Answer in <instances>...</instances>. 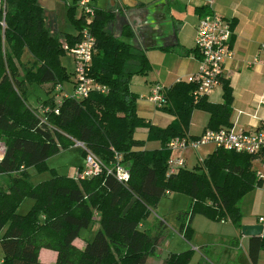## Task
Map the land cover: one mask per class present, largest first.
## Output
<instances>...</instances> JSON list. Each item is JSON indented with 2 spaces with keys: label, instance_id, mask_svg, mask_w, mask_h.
<instances>
[{
  "label": "trees",
  "instance_id": "1",
  "mask_svg": "<svg viewBox=\"0 0 264 264\" xmlns=\"http://www.w3.org/2000/svg\"><path fill=\"white\" fill-rule=\"evenodd\" d=\"M92 7L91 13L82 11L77 19L71 16L76 33L61 36L52 35L39 0H1L0 175H6L8 181L5 187L0 185V264H150L147 259L156 251L162 226H140L166 192L182 191L189 196V206L176 216L179 232L189 240V223L195 213L214 220L229 219L239 228L241 199L262 184L252 168L255 155L223 147H215L194 169L183 166L166 175L168 143L190 135L193 110L208 112L204 130L231 125L230 81L220 79V102H210L206 95L195 98V81L164 87L167 104L156 108L174 118L164 127L152 124L137 113V95L130 87L133 72L127 70L133 61L138 63L137 71H145L149 67L146 56L107 30L112 10ZM75 8L70 6L66 14L70 16ZM83 29L95 38L90 76L106 90H93L81 99L55 90L54 96L36 107L40 111L50 108L40 117L26 102L27 85L52 82L50 91L56 89L67 78L59 55L67 52L65 45L71 48L81 41ZM122 35L131 36V29L125 26ZM25 49L32 57L29 66L22 62ZM57 92L62 93L60 105L55 102ZM56 106L58 113L53 111ZM139 127L145 128L147 139L158 140L160 147L145 149V140L135 136ZM75 141L83 142L101 161L99 173L78 176L84 169L79 166L70 180L54 174L39 184L30 182L27 167L40 166L52 154L76 149L84 157L86 151L74 146ZM116 154L129 171L127 181L108 172L116 164ZM24 196L32 197L34 203L26 214H20L17 206ZM95 215L94 236L78 248L73 241ZM41 249L55 251V261L42 262ZM262 249L264 234L250 236L248 255L253 263ZM192 253H169L163 264H188Z\"/></svg>",
  "mask_w": 264,
  "mask_h": 264
},
{
  "label": "crops",
  "instance_id": "2",
  "mask_svg": "<svg viewBox=\"0 0 264 264\" xmlns=\"http://www.w3.org/2000/svg\"><path fill=\"white\" fill-rule=\"evenodd\" d=\"M155 1L158 0H115L114 3L118 4L116 9L101 7L114 12L113 19L108 25L111 27L110 32L113 36L129 42L133 46L135 52L142 53L145 56L146 53L149 54L151 49H161L164 54H168L167 56H172L174 58L173 64L169 62L162 68L163 78L160 80L162 81V85L158 84L167 88L177 81H191L196 75L199 69V57L195 47V35L199 20L206 15L216 14L221 16L229 22L232 30L230 40L232 56L225 60L222 74L223 78L230 81L232 87L233 103L230 123L234 125L236 129H251L264 126V105L258 104V101L264 98V62H262V59H264V50H261L260 47L261 44L264 43V0L193 1L194 22L191 33L192 41L189 44H185L174 32L169 33L168 37H163L164 39L160 38L157 44L151 42V40L156 38L152 37L154 33L152 28H148L147 26L153 25L156 19L149 14L150 8ZM56 2L57 0H39V3L45 9L48 24L51 20L55 22L52 13L56 8ZM92 4L98 6L95 0L92 1ZM147 4L150 5L147 6ZM119 13H122L125 18H120ZM147 14L152 20L151 22L145 21ZM125 26L131 29V36L122 35ZM139 28L144 30L147 29L148 33H143L144 31L139 30ZM56 29L57 24H55L54 30L60 33L59 30ZM255 56L259 57L258 62H253ZM172 57H169V60H172ZM165 83H167L166 86H164ZM149 87L147 94L151 90L152 84ZM147 94L143 95L142 98L146 100L149 106L155 107L153 103L148 100ZM206 96L210 102H220L222 100L221 83L215 86ZM208 117L209 114L206 111L193 110L188 133L192 136L201 134L207 123ZM159 118L163 120L164 127L173 120L174 116L161 113V116L157 117V119ZM141 139H143V137H141ZM196 157H198V154H196ZM203 157L204 156H199L198 159H202ZM253 161L258 165L256 167L253 166L256 174L260 173V176H257V178L263 181L261 185L253 188L241 199L239 203L240 227H235L229 219H225L231 222L234 230L232 234L234 235L232 236L233 238L231 240L227 239L228 242L230 240V249H227V247L224 249L220 247L211 248L210 244H207L203 248L192 246L188 242L189 240H187L178 229L176 230V228L168 224L165 217L151 212L149 215H151L152 218L148 216L146 223L144 222L145 220H143L140 228L149 229L151 226L157 227L156 225L159 224L162 226V233L158 240L154 255L147 259L150 260L148 263L163 264L167 254L182 252L183 250H176L171 246L172 241L178 238L179 240H183L187 246L189 244L190 250L193 251L192 259H190L188 264H190L192 260L195 261V264H216L213 263V259L217 261L221 260L223 264H227L228 262L231 264H240L238 262L240 259L239 254H233V248L239 247L243 249V253L250 264H264L261 263V261H264V249L259 251L257 261L253 263L248 255L250 236L244 235L241 232L242 224H261L259 223V217L264 216V165L258 160L254 159ZM253 161L252 164L254 165ZM253 196L255 198H253ZM249 201L251 202L250 205ZM194 219L195 216L190 219L189 226ZM221 221L225 222L224 219ZM177 223L179 224L178 220ZM171 235H173V237ZM168 237L169 239L167 240ZM191 239L194 240L193 238ZM165 244L167 245L165 246ZM41 250L39 252V256H41L39 259H41L42 262L53 263L55 261V251L47 249L43 251L44 255H40ZM205 251L211 253L212 260L204 255Z\"/></svg>",
  "mask_w": 264,
  "mask_h": 264
},
{
  "label": "rangeland",
  "instance_id": "3",
  "mask_svg": "<svg viewBox=\"0 0 264 264\" xmlns=\"http://www.w3.org/2000/svg\"><path fill=\"white\" fill-rule=\"evenodd\" d=\"M91 5H92V1ZM99 7H107L110 9H116L117 3L115 4V0H95ZM153 1V0H152ZM193 1L197 2H205L203 0H158L155 1L154 4L151 6L149 14L152 17L156 18L154 20V24L151 26H147L148 28H152L153 35L156 39L151 40L152 43L157 44V41L161 38L164 39L165 37L169 36V33H176L179 39L183 40L185 44H189L192 41L191 33L193 29V22H194V5ZM209 1V0H206ZM79 0H57L56 8L53 10V17L55 18V22L51 20L49 22V27L53 30L52 35L56 34L54 27L57 24V29L59 30V34L76 33V28L74 25V18H79L82 15V9L78 6ZM76 6L75 10L69 16L66 14V10L70 6ZM150 4H147L149 6ZM139 8V7H138ZM154 8V9H153ZM52 12V11H51ZM148 13V12H147ZM171 14V17H170ZM120 18H125L122 13H119ZM156 15V17H155ZM89 20V18H88ZM141 21V19H140ZM145 21L151 22L152 20L150 17H145ZM183 25V26H182ZM170 28V29H169ZM56 29V30H57ZM51 30V31H52ZM107 30L111 31V27L107 26ZM139 30H143V33H148L147 29L144 30L139 28ZM62 35V36H63ZM164 37V38H163ZM182 42V41H181ZM168 54H164L161 49H151L149 54L146 53V57L149 62V67L143 71L139 72L137 69L139 68L136 62L130 61L127 65V70L133 72L130 77V87L137 95L136 97V109L139 116L143 119L150 121L152 124L155 123L157 126L163 127V120L161 118L157 119V117L161 116V113L168 114L167 112L151 107L146 103V100L142 98L143 95L147 94V90H149V86L152 84H160L162 85L163 78L162 68L167 64H173V57L167 56ZM169 57H172V60H169ZM22 62L25 66H29L32 62V57L29 52L25 49L22 55ZM59 63L65 68L67 73V78L61 81V86L65 89V92L69 93L72 90V81L74 80L73 72V59L70 53L66 52L64 54L59 55ZM52 82H50L51 84ZM50 84H42V85H27L28 92L26 96L27 104L35 110V112L40 116L42 113L39 109L41 101L52 97L55 95V89L50 91L51 86ZM167 83L164 84L166 86ZM63 91V90H62ZM60 93V92H57ZM61 95V94H60ZM139 104V105H138ZM135 136L138 138L143 137L145 140L144 148L145 149H156L160 147V142L154 139H147L145 128L139 127L135 131ZM214 145L208 144L201 146L196 151H186L184 156L186 158V168L194 169L197 166H200V162L202 160L198 159L200 156H206V154L212 152L214 150ZM3 154V144H0V156ZM198 154V157H196ZM203 159V158H202ZM254 162V161H253ZM84 165V157L80 154V152L76 149H65L61 150L55 154L50 155L45 159L43 164L40 166L32 165L27 167V172L29 173V180L33 184H39L43 180H47L52 177L54 174L66 177L64 180H70L75 178L77 168L79 166ZM253 165V164H252ZM253 166H258L256 162H254ZM252 166V168H253ZM198 169V168H196ZM254 169V168H253ZM8 181V177L4 174L0 175V185L5 187ZM254 193V192H253ZM253 198H255L253 196ZM250 202V201H249ZM34 200L32 197L24 196L21 198L18 206L17 212L20 214H26L27 211L32 207ZM251 202L249 203V205ZM189 206V196L187 193L182 191H169L162 195L154 206L151 212H154L160 216L165 217L168 224L176 230L179 228V224L177 223V213L180 210H183ZM151 214V213H150ZM152 218L151 215H149ZM195 219L189 226L190 230V245H194L195 247H205L207 244L211 245V248H222L230 249L231 245L229 244L230 240L233 238L232 235L234 230L232 228L231 222L225 220V222L221 220H214L210 219L207 216L201 213H195ZM96 215L93 216L91 223L86 227L82 228L79 232V235L74 240L75 246L78 248L83 247V245L90 241L94 236V233L97 230V222L95 221ZM148 220V217L145 219ZM3 230L0 231V239L2 236ZM173 237V235H171ZM193 238L194 240H192ZM169 237L167 238V240ZM227 239H230L229 242ZM192 240V241H191ZM182 241V244H181ZM167 244H165L166 246ZM164 246V247H165ZM172 248L176 250H190L189 244H187L183 240H179L176 238L172 241ZM230 246V247H229ZM186 249V250H185ZM200 249V248H199ZM47 249H42L40 255H44L43 251ZM173 250V249H172ZM2 248L0 244V260L2 258ZM233 254H239L240 264H250L247 258L243 253V249L233 248ZM204 255L212 260L211 253L209 251H205ZM166 256V255H165ZM41 256H39L40 258ZM192 259V258H191ZM41 260V259H40ZM150 262V260H147ZM213 263L216 264H223L221 260L217 261L213 259ZM264 263V261H261ZM190 264H195V261L192 260ZM227 264H231L228 262Z\"/></svg>",
  "mask_w": 264,
  "mask_h": 264
},
{
  "label": "built area",
  "instance_id": "4",
  "mask_svg": "<svg viewBox=\"0 0 264 264\" xmlns=\"http://www.w3.org/2000/svg\"><path fill=\"white\" fill-rule=\"evenodd\" d=\"M78 6L85 14L91 13L93 9V4L91 5L90 0H79ZM81 34V41L73 47L68 48L65 45L66 51L70 53L74 63L72 90L67 93L61 86H57L55 89L56 91L60 90L63 96H70L75 99L85 98L93 90H106L104 85L97 83L90 76L95 38L87 29H83ZM231 36L230 24L221 16L216 14L206 15L199 20L195 35V47L199 54V69L191 80L195 81L197 85L192 92L195 98L207 95L215 86L220 85L224 62L232 56ZM260 47L261 50H264V43ZM258 61L259 57L255 56L253 62ZM262 62H264V59H262ZM60 94L56 95V105L61 103ZM147 98L155 107H162L167 104V100L164 97V87L158 84L152 86ZM258 104L264 105V98H261ZM48 110H50L49 107L42 109V116ZM53 111L58 113L57 106L53 108ZM208 144H212L214 147H223L255 155V160L260 161L264 165V127L236 129L234 125H230L229 127H220L218 129H205L196 136L187 135L171 139L168 143L170 155L167 161L166 175H170L180 167L185 166L184 153L186 151H196L201 146ZM74 146L86 151L84 169L78 176L87 177L99 173L102 169L101 161L87 149L83 142L75 141ZM115 158L117 160L116 164L113 169H108V172H112L119 181H127L129 171L120 163L121 155L116 154ZM200 160L202 159L200 158ZM124 175L127 176V179L121 178ZM256 176H260V173L256 174ZM259 223L264 224V216L259 217Z\"/></svg>",
  "mask_w": 264,
  "mask_h": 264
},
{
  "label": "water",
  "instance_id": "5",
  "mask_svg": "<svg viewBox=\"0 0 264 264\" xmlns=\"http://www.w3.org/2000/svg\"><path fill=\"white\" fill-rule=\"evenodd\" d=\"M1 158L2 156H0V161H1ZM241 232L247 236H260L264 234V225L263 224H253V225L242 224Z\"/></svg>",
  "mask_w": 264,
  "mask_h": 264
},
{
  "label": "clouds",
  "instance_id": "6",
  "mask_svg": "<svg viewBox=\"0 0 264 264\" xmlns=\"http://www.w3.org/2000/svg\"><path fill=\"white\" fill-rule=\"evenodd\" d=\"M121 178H122V179H127V176H126V175H124V176H122Z\"/></svg>",
  "mask_w": 264,
  "mask_h": 264
}]
</instances>
